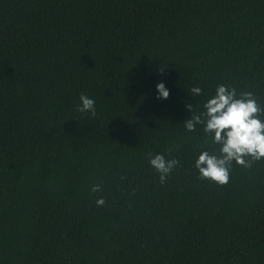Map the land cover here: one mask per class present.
Returning a JSON list of instances; mask_svg holds the SVG:
<instances>
[{
    "label": "trees",
    "instance_id": "obj_1",
    "mask_svg": "<svg viewBox=\"0 0 264 264\" xmlns=\"http://www.w3.org/2000/svg\"><path fill=\"white\" fill-rule=\"evenodd\" d=\"M219 85L264 110V0H0V264H264V158L195 166Z\"/></svg>",
    "mask_w": 264,
    "mask_h": 264
},
{
    "label": "clouds",
    "instance_id": "obj_2",
    "mask_svg": "<svg viewBox=\"0 0 264 264\" xmlns=\"http://www.w3.org/2000/svg\"><path fill=\"white\" fill-rule=\"evenodd\" d=\"M157 99H168L170 90L164 82L156 85ZM195 95H200L202 89L193 87ZM78 111L90 112L96 115V102L87 94L80 95ZM191 108V105L188 106ZM206 112L205 132L214 133V141L221 145V156L211 155L204 151L196 160L195 166L202 178L211 179L219 184H227L229 170L235 161L237 164L248 166L246 157L254 160L264 158V121L260 119L262 110L251 92L243 93L237 98L236 90L226 85H219L216 94L204 105ZM197 123H205L200 116H194L186 121L188 131H194ZM179 162L175 159L166 160L164 155L157 154L150 159V164L161 174L163 182L174 166ZM99 185L92 188L93 192L100 191ZM102 206L105 201L100 198L96 201Z\"/></svg>",
    "mask_w": 264,
    "mask_h": 264
}]
</instances>
